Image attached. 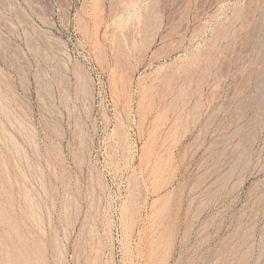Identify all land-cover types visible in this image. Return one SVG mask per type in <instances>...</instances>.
Masks as SVG:
<instances>
[{
    "label": "rangeland",
    "instance_id": "1",
    "mask_svg": "<svg viewBox=\"0 0 264 264\" xmlns=\"http://www.w3.org/2000/svg\"><path fill=\"white\" fill-rule=\"evenodd\" d=\"M0 264H264V0H0Z\"/></svg>",
    "mask_w": 264,
    "mask_h": 264
}]
</instances>
